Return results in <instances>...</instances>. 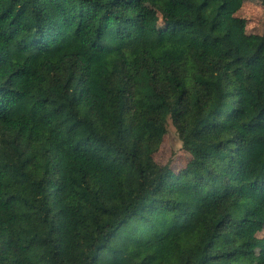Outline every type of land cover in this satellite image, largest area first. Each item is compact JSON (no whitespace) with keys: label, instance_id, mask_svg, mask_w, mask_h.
Listing matches in <instances>:
<instances>
[{"label":"trees","instance_id":"obj_1","mask_svg":"<svg viewBox=\"0 0 264 264\" xmlns=\"http://www.w3.org/2000/svg\"><path fill=\"white\" fill-rule=\"evenodd\" d=\"M244 1L0 0V264H264ZM169 119L178 170L155 158Z\"/></svg>","mask_w":264,"mask_h":264},{"label":"rangeland","instance_id":"obj_2","mask_svg":"<svg viewBox=\"0 0 264 264\" xmlns=\"http://www.w3.org/2000/svg\"><path fill=\"white\" fill-rule=\"evenodd\" d=\"M150 26L160 31L164 23L159 13L149 4L144 5ZM237 15L247 20V31L249 33H261L264 31V6L259 0H246L237 11ZM168 132L166 133L160 149L156 152L155 158L160 164H169L173 169L178 170L186 166L190 159V153L183 147L182 140L176 127L169 119ZM247 232L257 243L258 252L264 255V225L252 224Z\"/></svg>","mask_w":264,"mask_h":264}]
</instances>
